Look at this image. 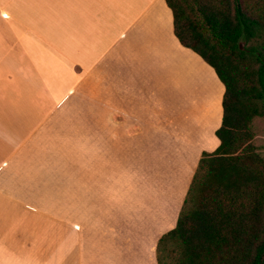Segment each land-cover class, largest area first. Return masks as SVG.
Masks as SVG:
<instances>
[{
    "label": "crops",
    "instance_id": "crops-1",
    "mask_svg": "<svg viewBox=\"0 0 264 264\" xmlns=\"http://www.w3.org/2000/svg\"><path fill=\"white\" fill-rule=\"evenodd\" d=\"M223 92L165 0H0V264H157Z\"/></svg>",
    "mask_w": 264,
    "mask_h": 264
},
{
    "label": "trees",
    "instance_id": "trees-1",
    "mask_svg": "<svg viewBox=\"0 0 264 264\" xmlns=\"http://www.w3.org/2000/svg\"><path fill=\"white\" fill-rule=\"evenodd\" d=\"M179 43L224 86L219 145L198 160L157 264H264V0H165ZM240 43L243 47L240 48Z\"/></svg>",
    "mask_w": 264,
    "mask_h": 264
},
{
    "label": "rangeland",
    "instance_id": "rangeland-1",
    "mask_svg": "<svg viewBox=\"0 0 264 264\" xmlns=\"http://www.w3.org/2000/svg\"><path fill=\"white\" fill-rule=\"evenodd\" d=\"M253 131H254V137L252 139L253 140V143L258 148H260V147H262L264 145V120H262V119H256L254 121Z\"/></svg>",
    "mask_w": 264,
    "mask_h": 264
},
{
    "label": "water",
    "instance_id": "water-1",
    "mask_svg": "<svg viewBox=\"0 0 264 264\" xmlns=\"http://www.w3.org/2000/svg\"><path fill=\"white\" fill-rule=\"evenodd\" d=\"M243 47V44L242 43H240V48H242Z\"/></svg>",
    "mask_w": 264,
    "mask_h": 264
}]
</instances>
